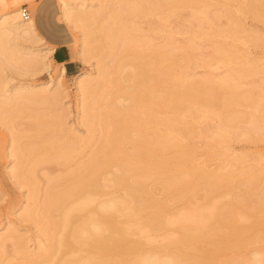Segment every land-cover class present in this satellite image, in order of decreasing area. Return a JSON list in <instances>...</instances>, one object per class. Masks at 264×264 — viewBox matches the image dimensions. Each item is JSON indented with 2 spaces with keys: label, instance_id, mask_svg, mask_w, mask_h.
I'll list each match as a JSON object with an SVG mask.
<instances>
[{
  "label": "rangeland",
  "instance_id": "obj_1",
  "mask_svg": "<svg viewBox=\"0 0 264 264\" xmlns=\"http://www.w3.org/2000/svg\"><path fill=\"white\" fill-rule=\"evenodd\" d=\"M138 1L145 6L148 4L147 6L151 11H146L145 14L135 17L131 21L132 27L137 29L135 34L140 36L142 34L141 38L153 49L166 44L174 49L173 54L176 58L174 63L176 65L169 61L164 63L163 69L170 73V81L167 84H162L161 90L167 87L163 91L170 92L171 88L177 86L174 84L209 79L212 84L216 81L218 82L215 84H220L223 93L219 91L220 98L229 99L228 93H236L235 101H229L225 107L227 117L236 114V116H231L233 120L228 121L225 119L224 121L223 118L219 120V117H216V111H212V113L210 110V112L205 113L204 107L200 105L191 106L190 108L193 110L183 109L176 112L158 105L153 106V111L158 117L170 118L172 115H177L180 118L178 127L181 128V132L173 131L169 134L168 131H165L164 126L150 125V131H146V140L149 141L152 137L150 133L152 131L160 134L165 132L168 134V138L177 140L174 141L186 151H184V163L182 164V172L185 173L183 175L190 174L192 178L188 177V179L192 181L188 180L190 183H188V187H185L186 189H183V197L179 198L173 193L165 194L161 189L162 182L152 172L151 178L146 179V185L150 192L145 197L148 200H152L153 197L154 200L164 202V206L168 207L163 208V217L173 219L179 214L203 207L207 208L218 201L236 198L243 191L247 192L244 195L248 197L247 203L252 205L257 202L255 194L264 193V0H201L194 6L190 5L191 7H189L187 5L175 9V15L168 17L166 16L167 9L160 10L157 6L158 2L156 3L157 0H142L143 2L141 0H66L69 7L74 8L73 12L76 11L75 13L72 12L70 17H64L62 14V0H30L20 1L17 4H14L15 1L12 2V0H0V15L7 9L8 11L14 9L13 5H16L19 11L22 7H26L29 17L33 19L36 25L38 36L36 39L24 37L11 41L18 43L23 50H38L41 53H47L43 64L30 61L26 65L19 63L15 67L3 66L0 71V75L3 76L2 81H5L3 88L7 90V93L3 95L8 96V93L31 88H29L30 93L21 92L19 95H14L13 104H3V110H0V115L3 114V120L0 118V239L5 238L2 242L0 240V246H2L0 247V264H26L34 258L36 260H34L35 262L32 261L34 264H42V258L39 257V254L45 252L49 246L48 236L42 230L49 226V222L44 219L41 220V206L43 204L41 202L45 200L48 181L70 173L103 141L104 135H106L104 133H107V126L99 125L101 124L99 119L103 111L102 108H104L105 103H108V100L113 102V105L117 103L118 105H114L115 107L129 105L125 93L121 94V87L124 85H120L119 79L120 76H125L129 72V68L126 66L122 71L117 70L113 51L109 47L99 46L100 34L97 30L100 26L108 25L112 21L110 15L114 14L119 7L131 5ZM159 2L161 3V0ZM153 4L154 6H152ZM155 5L158 10H152ZM40 8L41 15L37 14V10ZM203 10L211 19L207 17L205 20L207 22H203V26L201 25L198 29L192 23L190 15L192 11ZM77 11H83L87 20L82 22L77 19L76 21L75 14ZM63 18H66L67 21ZM85 24L90 26L91 36L86 37L84 28L80 27ZM196 29L201 31L196 33ZM198 33L201 35L199 36ZM11 41L9 43H12ZM218 43H223L227 47L230 45L229 48L231 49L235 48L236 52L233 55L232 63L226 64V62H222L221 56L220 58L216 57L214 48L215 44ZM85 44L87 45L85 46ZM57 45H61L70 59L78 66L76 74H66L63 65L54 61L52 51ZM83 47L85 48L83 49ZM100 60L104 68L102 67L103 69L100 68L97 71ZM179 61H181V65ZM166 66L168 69L165 68ZM240 66L246 70L244 75H242L243 73L240 75L237 70H234ZM103 71H105L109 85L99 86L100 88L98 87L99 89L96 90L98 91L96 93L97 104L92 103L94 106L91 105L93 107L91 109L92 117L90 123H86L82 107L83 95L79 90L80 87L77 86L76 78L82 74H88L90 75L89 78L98 79L99 72L104 73ZM224 77L228 79V82L219 81ZM57 80L58 85L56 84ZM43 90L47 92L44 94L42 93ZM0 95H2L1 91ZM1 99L3 96H0ZM215 110L218 112V109ZM228 113L229 115H227ZM41 114L44 115V125L37 124L33 119V116ZM131 132L129 129L130 134L128 133V136L133 138L134 135ZM72 138L80 139L83 142L86 138L88 142H84V144L81 141L78 142L79 151L76 154L75 152L69 154V159L66 161L54 159L51 156V158L41 161L42 157L40 161L37 159L38 162H36L35 156L38 153L41 154L45 151L51 155L55 147L59 148L57 145ZM44 141H53L56 144H53L52 148L50 145L41 148L40 145ZM125 142L127 154L129 152L131 155L137 153L132 149V139L129 138ZM27 153L30 154L27 155ZM172 153L173 151L170 150L166 155L171 156ZM33 157L35 162H33ZM173 166L169 165V170L171 167L173 169ZM114 170V168H110V170L108 168L109 172L107 171V174L105 173L100 178L104 185L103 194L102 197H96L94 206L109 196L124 195L125 190L123 188L119 187L114 190L112 187V180L110 179ZM205 172L217 173L218 175L230 174V185L226 189L216 190L217 193H208L204 184L205 181L200 178L198 180L199 175ZM128 175V178L132 177L128 179V182L132 183L135 177L131 173ZM246 178L247 180L255 178V185L252 188L248 186L245 181ZM32 192L34 202L30 200ZM33 208L35 209L33 210ZM29 209L34 220L28 219L25 215ZM260 209L259 219L262 224L253 227L251 232L254 233L239 246L231 249L226 247L224 249L223 247L220 254L221 259H232L235 264H244L252 257V253H264V201ZM147 212L141 210L140 213L138 212L139 214H131L128 219L120 215L121 217L118 216L117 221L130 228V239L140 244V252L143 251V254L167 252L166 243L176 237L178 225H168L167 228L163 226L154 231H148L147 227L142 226V230H136L134 226L143 223L141 220L144 219ZM244 212L246 211H238L237 216L240 215L239 219L243 223L249 224L251 219L247 218L248 215ZM38 218L41 223H38L39 225L35 222L36 219L38 221ZM135 222L138 224L135 225ZM10 233L15 235L14 239H9ZM17 241L22 247H18ZM199 244L203 248L208 247L206 242ZM169 247L168 249L171 250L173 246ZM185 247L182 246V248ZM187 248L189 249V247ZM186 249L182 250L185 251ZM24 261L25 263H23Z\"/></svg>",
  "mask_w": 264,
  "mask_h": 264
},
{
  "label": "bare ground",
  "instance_id": "obj_2",
  "mask_svg": "<svg viewBox=\"0 0 264 264\" xmlns=\"http://www.w3.org/2000/svg\"><path fill=\"white\" fill-rule=\"evenodd\" d=\"M13 1H15L14 4H17L20 1L25 2L30 0H12V2ZM200 1L201 0H161L160 3L159 0H157L156 3H159V5L157 3V6H159L160 10L167 9L168 13L166 16L168 17L175 15V9L183 6L186 7L187 5L191 7L190 5L194 6ZM147 5H142V3H139L138 1L131 5L119 7L117 10L115 9L116 12L112 14L113 16L110 15L112 17V21L108 25L100 26L97 30L100 34L99 46L109 47L113 51L115 67L117 70L122 71V69L126 66L129 68V72L125 76L119 77L120 85H124L121 87V94L125 93L124 95L128 99L129 105H126V107H115L118 104L116 103L114 106L113 102H109L108 100V103H105L104 108H102V113L100 112L101 114L99 120L101 124L99 125L107 126V133H104L106 135H104L105 137L103 141L100 142V145L96 149L94 148L95 150H93L86 159H83V161L78 163L77 166H75V168H73V170H71V172L67 175L57 178L55 177L54 179L49 178L50 180L47 183L48 189H46L47 194L44 196V202H41L43 203L41 206V220L44 219L49 222V226H47V228L45 226L46 229H44V226L42 225V230L45 231L48 236L47 239H49L48 249L39 254V257L42 258V264H235L232 259H221L220 254L222 248L224 247L225 249L226 247L231 249L239 246L254 233L251 232L253 227H257L262 224V221L259 219L260 208L264 201V193L262 194V192L255 194V197L257 198V205H255L256 203L251 205L249 202L248 204L246 201L248 197L244 196L246 191H243L239 195L237 193L238 197L236 198H232L227 201H218L207 208L203 207L201 209H194L190 212L179 214L173 219H165L163 217L162 210H164V207H168L164 206V202L154 200L152 196V200H148L145 197L150 192L146 185V179L149 177L151 178L152 172L154 176L157 175L159 181L162 182L163 186L161 189L165 194L173 193V195H176L179 198L183 197V189L186 186L188 187V183L192 181L190 180L192 178L190 174L186 176L183 175L184 172H182L185 150L182 149L181 145L175 142L177 140L174 139V141L171 138H168L167 134H171L170 132L173 131H177V133L181 132V128L178 127L180 125V118L177 115H172L170 118L163 116L158 117V115H156L153 111V106L158 105L164 109H171L176 112L183 109L190 110L192 109L190 108L191 106L200 105L204 107L205 113L210 112V110L211 112L216 111V117L218 116L219 120L222 118L226 121L231 119L233 120V117L231 116H236V114L229 115L228 113L227 115H229V117H227L225 110L229 101H235L234 98L236 97V93H228L230 95L229 99H224L225 97L220 98L219 91H222L220 89V84H218L219 86L215 84L218 81L215 83L213 82L215 84L214 85L212 82L210 83L209 79H204L202 81L191 80L185 81L182 84H174L177 86H174L173 88L170 87L172 89L170 92L163 91L167 87L163 90L160 89L162 84H167L170 81V73L163 69L164 63L166 61L174 63L176 58L173 54L174 49L172 47L170 48L166 43L165 44L168 48L166 45L160 47L159 44L158 46L160 48L154 47L153 49L146 41H144V39L141 38L142 34L141 36L139 34H135L137 29L132 27L131 21L135 17L142 16L143 13L145 14L146 11L150 12L151 10ZM13 6L14 9H10L9 11L7 9V11H4L0 15V71L3 66L15 67L19 63L26 65L30 61L43 64L45 58L47 57V53H41V51L38 50H23L22 46L11 41L14 39H23L24 37L34 39L38 37L36 34V25L33 19L30 17L27 20L22 19L18 7L16 5ZM152 6H154V4ZM157 6L155 5L154 8L152 7V10H158ZM62 9L64 17H70V14H72L74 10L71 6L69 7L66 0H62ZM37 14L41 15V8L37 10ZM84 14L85 13H83V11H77V14H75L77 17L76 21L79 19V21L83 22L86 19V15ZM190 17L194 26L199 29L201 25L203 26V22H207L205 20L208 17V14L205 10L199 12L192 11ZM208 18L211 19L210 17ZM63 19L67 21L66 18ZM235 24L237 25V23ZM80 27L84 28V30H82L85 31L86 37L92 35L89 25L85 24ZM230 28L232 29V27ZM198 29H196V33L201 31H198ZM192 34L196 35L194 33ZM10 41L12 43H9ZM86 45L87 44H85V46ZM229 47L230 45L227 47V45L223 43H218L215 44L214 48L215 53L217 54L216 57L218 56L220 58L221 56L222 62H226V64H230V62L232 63L233 55L236 52L235 48L231 49ZM84 48L85 47H83V49ZM180 62L181 61H179V64ZM174 64L176 65V63ZM167 66L165 68H167ZM98 67L97 71L102 67L104 68L101 60ZM242 68L240 66L234 70H237L240 75L242 73V75H244V71L246 72V70H244L245 68ZM101 72H99L100 75L98 79H91L88 74H82L76 78L77 86L78 88L80 87L79 90H81V94L83 95L82 107L86 123H90V119L92 117L91 109L94 107L92 103L95 102L97 104L96 93L98 91L96 90L102 85L107 86L109 83L105 71H103L104 73ZM2 80L3 76L0 75V91L2 92V95L0 96H3V99L0 100V110H3V106L5 104H13L12 102L14 101V97L19 95L21 92L26 94L31 92V88L29 87L30 89L28 88L22 91L8 93V96L3 95L4 93H7V90L3 88L5 81ZM219 81L226 83L228 82V79L224 77ZM56 84L58 85V80ZM46 92V90L42 91L44 94ZM91 105L93 107H91ZM215 109H218V112ZM2 115H0V118H2ZM43 117L44 115L41 114L35 117L33 116V119L37 122V124L44 125L45 121ZM1 120H3V118ZM150 125L155 127L164 126V128H166L165 131L168 132L160 134L157 132L153 133L152 131L150 132L152 137L149 141H147L146 131H150ZM182 128H184V126H182ZM129 129L134 135L133 138H131L130 135L128 136ZM220 130L222 129L220 128ZM129 138L132 139L133 142H130L132 143V149L137 152L134 155L129 154L130 152L128 154L126 153L125 141ZM84 140L85 143L88 142V139L85 138ZM80 141L83 142L80 139L72 138L65 143L57 145L59 148L55 147L54 152L53 154L51 153V155L47 154L45 151L43 153L40 152L41 154L38 153V155H36L38 158L35 156L36 162L40 161L42 157L41 161L44 159L47 160L51 158V156L54 159H62L63 161H66L69 159V154L72 152H75L76 154L79 151L77 143ZM53 144V141H44L40 146L42 148L50 145L52 148ZM170 150H172L173 153L171 156H167L166 154L169 153ZM28 154L30 153H27V155ZM35 159L33 157V162H35ZM37 159L39 160L37 161ZM169 165H174V168L172 169L171 167L169 170ZM108 168L109 170L110 168L115 169L114 172L111 173L112 178L110 179L112 180L111 184L112 187H114V190L120 187L125 190V193L122 196H118L119 194L117 196H109L106 200L104 199L103 201H99L94 206L93 203L96 197L103 194L104 185L100 181V178L105 173L107 174ZM130 173L135 177L132 183L128 182V179L132 178H128V174ZM188 177H190V179H188ZM230 177V174L218 175L217 173L205 172L199 175L198 180H204L207 192H213L214 194L216 190L226 189L230 185ZM247 178L245 181L248 183V186H251L252 188L255 185V178H251L249 180H247ZM31 194L33 195V192ZM32 195L31 199H29L34 202V195ZM252 195L253 193L251 194V197ZM34 209L35 208H33V210ZM141 210H146L148 212L144 216V219L141 217L143 219L141 220L143 221V223L141 222L142 224L137 225L138 222H135V225H137L134 226L136 230H142V226L144 228L147 227L148 231H154L163 226L166 227L173 224L178 225V233L176 232V237L166 243L168 247L173 246V250H169L167 247L166 249L168 251L162 254L155 252L143 254V251L140 252V244L137 241H132L130 239V228L128 226L121 225L117 221V217L123 215L128 219L131 214L140 213ZM240 210L246 211L244 213L248 215L247 218L251 219L249 224L243 223L239 219L240 215L237 216V212ZM25 215L28 219L30 218V220H34L30 213V209L25 213ZM38 221L37 219L35 220L37 224L40 223V221ZM128 223L130 224L129 221ZM8 237L9 239H14L15 235L10 233ZM3 239H0L1 242ZM201 242H206L208 247L203 248L200 246L199 243ZM182 246L186 247L182 248ZM18 247H22L21 244ZM187 247L191 250L189 251ZM182 249L186 250L184 251ZM34 260L35 258L32 259V261ZM32 261L29 263L26 261V264H34ZM23 263H25V261ZM244 264H264V253H252V257L247 263L244 262Z\"/></svg>",
  "mask_w": 264,
  "mask_h": 264
},
{
  "label": "crops",
  "instance_id": "obj_3",
  "mask_svg": "<svg viewBox=\"0 0 264 264\" xmlns=\"http://www.w3.org/2000/svg\"><path fill=\"white\" fill-rule=\"evenodd\" d=\"M52 57L58 64L63 65L64 72L66 74H76L78 66L70 59L67 52L61 47V45L55 46L52 51Z\"/></svg>",
  "mask_w": 264,
  "mask_h": 264
},
{
  "label": "built area",
  "instance_id": "obj_4",
  "mask_svg": "<svg viewBox=\"0 0 264 264\" xmlns=\"http://www.w3.org/2000/svg\"><path fill=\"white\" fill-rule=\"evenodd\" d=\"M20 15H21V18L24 19V20H27L29 18V13H28L26 7H22L20 9Z\"/></svg>",
  "mask_w": 264,
  "mask_h": 264
}]
</instances>
